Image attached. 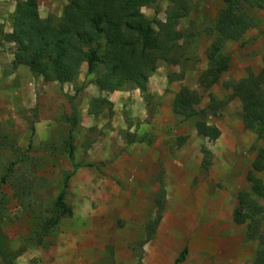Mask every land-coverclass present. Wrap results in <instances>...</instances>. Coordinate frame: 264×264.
Segmentation results:
<instances>
[{
	"label": "rangeland",
	"instance_id": "rangeland-1",
	"mask_svg": "<svg viewBox=\"0 0 264 264\" xmlns=\"http://www.w3.org/2000/svg\"><path fill=\"white\" fill-rule=\"evenodd\" d=\"M65 1L39 0L42 16L61 18ZM180 5L187 16L169 43L170 60L161 62L149 80V93L159 101L150 123L140 90L100 94L87 64L75 82L64 86L45 76L29 91L19 79L14 86L1 82L0 236L12 251L38 237L72 174L66 197L71 215L15 264H175L184 248L182 264H264V242L247 236L251 220L235 218L244 199L242 215L260 219L264 233V200L248 180L258 151L264 150V137L245 128L243 105L234 95L237 84L252 76L264 79V8L252 11L251 28L233 29L237 38L223 46L229 68L206 90L198 81L209 68L208 52L225 4L159 0L143 11H154L151 18L160 31L167 11ZM14 16L0 24V41ZM12 70L3 69V77ZM182 87L199 92V111L208 108L211 95L226 102L219 113L205 117L220 132L218 140L197 134L202 114L184 119L175 113ZM97 98L107 103L96 116L92 100ZM71 104L78 113L73 161L66 150ZM205 150L211 153L207 159ZM205 161L211 163L208 169ZM258 177L264 183V171ZM150 225L157 226L148 240Z\"/></svg>",
	"mask_w": 264,
	"mask_h": 264
},
{
	"label": "trees",
	"instance_id": "trees-1",
	"mask_svg": "<svg viewBox=\"0 0 264 264\" xmlns=\"http://www.w3.org/2000/svg\"><path fill=\"white\" fill-rule=\"evenodd\" d=\"M223 1L225 6L216 21V39L208 52L209 68L201 74L198 81L200 88L206 90L217 85L222 74L229 68V60L223 55V46L227 41L237 38L238 35L233 29L240 27L242 31H246L251 28L255 22L252 11L255 8H264V0ZM157 2L159 0H71L64 7L62 17L56 19L53 16L41 17L38 0L18 1L13 31L2 33L4 41L16 46L12 67L16 69L21 65L27 66L36 80L45 76L47 82H58L64 86L75 82L83 64H87L88 74L95 75L91 84L100 94L140 90L146 104L147 121L150 123L159 107V101L148 92V81L161 62L170 60L169 43L175 38L180 20L187 16L184 6L170 9L166 13V22L160 31H156L153 19L146 16L143 9ZM101 67L104 72H101ZM251 78L248 82L237 84L234 87V95L242 102L245 128L264 137V79L258 76ZM105 103L107 102L100 98L92 100V111L96 112V116L100 114V109ZM200 103L201 98L197 90L182 87L174 100V111L184 119L199 117L202 114L203 119L195 125L197 134L214 142L219 139L220 132L214 130L205 117L209 112L219 113L226 106V102L211 95L210 105L202 111L197 109ZM71 106L73 122L68 133L66 150L73 161V141L78 113L75 106ZM125 115L127 117V111ZM205 151L204 158L207 159L211 153ZM210 164V161H205L204 167L208 169ZM79 168L80 166H76L74 170ZM263 171L264 150H259L248 173V180L252 191L264 200V183L258 177ZM71 178L72 174H68L62 190L53 202L51 217L41 225L35 240L26 242L19 250L12 251L0 236L2 264H15L29 248L41 245L62 218L71 215L72 211L66 203ZM239 206L240 211L235 216L237 222L251 220L248 238L264 242V233L260 229L262 221L255 216L242 215L241 211L245 208L244 199H240ZM157 225L149 226L148 240L152 238L154 227ZM187 252L188 249L184 248L175 264H182Z\"/></svg>",
	"mask_w": 264,
	"mask_h": 264
},
{
	"label": "crops",
	"instance_id": "crops-1",
	"mask_svg": "<svg viewBox=\"0 0 264 264\" xmlns=\"http://www.w3.org/2000/svg\"><path fill=\"white\" fill-rule=\"evenodd\" d=\"M18 1H23V0H0V24H4V19L9 18L13 15H15V10H16V4ZM71 0H66L65 4H69ZM39 2V0H38ZM40 10V9H39ZM143 13L148 16L152 17L154 16V11L153 12H144ZM40 15L42 18H47L49 14L45 15L44 17L41 14L40 10ZM13 28L11 24H7V26L4 27V32L5 33H12ZM179 31V28L177 27L176 32ZM15 44L12 43H6L5 41H0V85L2 86L1 82H5L8 80V83H6L9 86H14V80L19 79L20 85L22 89L28 90L29 91V86L34 85V83L37 81L32 74L30 73V70L27 66L21 65L16 69H13L11 73L7 74L6 77L4 78L3 76V69L6 67H12V64L14 62V51H15ZM150 80V79H149ZM54 84L60 85L58 82H51ZM61 86V85H60ZM148 92H150V83L148 81ZM125 98L126 96L129 95H124ZM144 100V99H143ZM145 102V101H144ZM80 169V168H79ZM69 186V185H68ZM69 188V187H68Z\"/></svg>",
	"mask_w": 264,
	"mask_h": 264
}]
</instances>
